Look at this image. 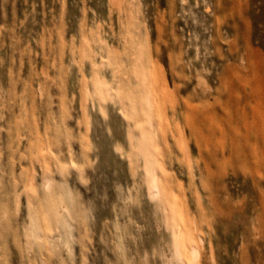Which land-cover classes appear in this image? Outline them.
Instances as JSON below:
<instances>
[{"label":"rangeland","instance_id":"rangeland-1","mask_svg":"<svg viewBox=\"0 0 264 264\" xmlns=\"http://www.w3.org/2000/svg\"><path fill=\"white\" fill-rule=\"evenodd\" d=\"M209 1L0 0V264H264V170L189 131L264 0L235 42Z\"/></svg>","mask_w":264,"mask_h":264},{"label":"bare ground","instance_id":"bare-ground-1","mask_svg":"<svg viewBox=\"0 0 264 264\" xmlns=\"http://www.w3.org/2000/svg\"><path fill=\"white\" fill-rule=\"evenodd\" d=\"M249 3V0H210L204 9L209 13V21L214 24V34H219L224 22L228 36L234 42L239 39L240 28L236 20L241 17L248 19L252 15ZM220 16L225 17L224 21L222 19L220 22ZM211 44L217 46L216 41ZM225 66L227 67L221 75H215L216 95L213 99L217 102L208 109L210 118L204 112L193 111L190 134L199 139V130L202 131L200 141L208 146L209 153L200 155L208 164L217 166L218 161L222 160L234 169L244 165L252 171L262 173L264 74L258 75L244 61L236 68Z\"/></svg>","mask_w":264,"mask_h":264}]
</instances>
